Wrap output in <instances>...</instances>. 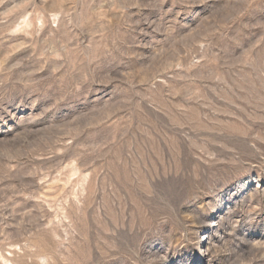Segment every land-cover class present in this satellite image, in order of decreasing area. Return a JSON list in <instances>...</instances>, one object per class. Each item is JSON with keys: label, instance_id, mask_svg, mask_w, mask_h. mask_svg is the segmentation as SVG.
<instances>
[{"label": "rangeland", "instance_id": "obj_1", "mask_svg": "<svg viewBox=\"0 0 264 264\" xmlns=\"http://www.w3.org/2000/svg\"><path fill=\"white\" fill-rule=\"evenodd\" d=\"M0 264H264V0H0Z\"/></svg>", "mask_w": 264, "mask_h": 264}]
</instances>
